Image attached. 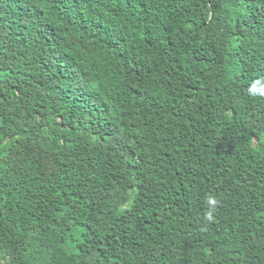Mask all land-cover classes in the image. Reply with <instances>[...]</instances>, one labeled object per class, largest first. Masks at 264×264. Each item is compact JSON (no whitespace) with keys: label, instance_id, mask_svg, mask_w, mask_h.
I'll return each instance as SVG.
<instances>
[{"label":"trees","instance_id":"trees-1","mask_svg":"<svg viewBox=\"0 0 264 264\" xmlns=\"http://www.w3.org/2000/svg\"><path fill=\"white\" fill-rule=\"evenodd\" d=\"M0 264H264V0H0Z\"/></svg>","mask_w":264,"mask_h":264},{"label":"clouds","instance_id":"clouds-1","mask_svg":"<svg viewBox=\"0 0 264 264\" xmlns=\"http://www.w3.org/2000/svg\"><path fill=\"white\" fill-rule=\"evenodd\" d=\"M216 203H217V201L214 198H210L209 199V204L210 205L214 206ZM208 218L211 219V215L210 214H209Z\"/></svg>","mask_w":264,"mask_h":264}]
</instances>
